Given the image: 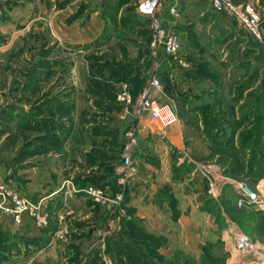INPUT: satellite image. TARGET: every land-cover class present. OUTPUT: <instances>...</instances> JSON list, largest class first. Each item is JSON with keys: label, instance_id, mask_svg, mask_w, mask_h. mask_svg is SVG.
I'll use <instances>...</instances> for the list:
<instances>
[{"label": "rangeland", "instance_id": "1", "mask_svg": "<svg viewBox=\"0 0 264 264\" xmlns=\"http://www.w3.org/2000/svg\"><path fill=\"white\" fill-rule=\"evenodd\" d=\"M231 1L253 2L264 28V0ZM136 2L0 0V194L44 205L46 226L28 219L31 230L62 223L53 233L57 249L17 264H264V40L207 0H164L161 11L175 7L165 25L179 32L181 49L175 58L158 57L155 66L148 20L135 13ZM73 22H96L98 29L71 42L61 32ZM74 62L83 65V87L75 84ZM153 73L177 122L131 120L125 170L117 136L125 111L115 93L124 83L134 96ZM44 154L57 157L47 167L57 168L60 189H71L67 202L56 196L49 206L36 180L26 184V169H35ZM142 162L167 172L151 192L168 211L165 222L153 224L127 205L131 176L150 170ZM242 189L256 193V201ZM76 199L81 208H104L101 244L100 236L80 242L86 224L66 213ZM0 219L9 224L10 231H0L9 252L22 256L36 246V238L18 233L26 217L14 223L0 213ZM240 236L247 246H237Z\"/></svg>", "mask_w": 264, "mask_h": 264}, {"label": "built area", "instance_id": "2", "mask_svg": "<svg viewBox=\"0 0 264 264\" xmlns=\"http://www.w3.org/2000/svg\"><path fill=\"white\" fill-rule=\"evenodd\" d=\"M213 10L224 11L232 17L237 26L242 28L252 38L257 41L264 40V28L262 20L253 2H243L236 4L231 0H207ZM164 0H137L135 4V13L145 17L148 20L149 38L147 47L155 60L158 57L165 59L168 56L175 58L181 49V39L179 32L165 25L166 15L176 14L174 5H168L167 9L161 11V4ZM161 85L157 76L153 73L144 83V85L131 96L126 85L123 83L115 93L116 101L124 107V118L126 114L131 116V120L139 122L141 117L146 116L149 120H154L162 127H169L177 122L175 112L169 103L159 96ZM132 125V122L130 123ZM122 167L125 170L130 165L129 149L132 143L130 128H127L122 134ZM125 176L126 172L123 173ZM243 195L256 201V193L250 190L242 189ZM0 213L9 218L14 223L21 222L26 217L36 227H44L47 224V214L44 205L29 201L17 193L5 192L0 194ZM239 247L248 245L243 237H239Z\"/></svg>", "mask_w": 264, "mask_h": 264}, {"label": "crops", "instance_id": "3", "mask_svg": "<svg viewBox=\"0 0 264 264\" xmlns=\"http://www.w3.org/2000/svg\"><path fill=\"white\" fill-rule=\"evenodd\" d=\"M96 13V11H93V15ZM91 15V14H89ZM76 22L71 23L68 26H65L63 29V32H61V34H65L64 36H66V40H69L71 42H82L85 40H88L90 38V35H94L95 31L98 29V24L92 23L94 28L91 26V33L90 31H88L89 29V25L91 23H87L85 24L83 27H77L76 25H74ZM72 70H73V74H74V79H75V84L78 87H83V85L86 82V78H85V73L83 70V65L81 62H74L72 65ZM77 73L80 74L82 80H79L77 78ZM65 141V140H64ZM69 139L67 138L65 142H63L62 146L64 148H66L67 144H68ZM37 143L40 144V146H43V143L38 142ZM41 153V152H40ZM39 152L36 153V156L41 155ZM38 158V157H37ZM39 160H41L40 162L37 163V166L35 167V169H26V173H25V178L27 180L26 184L30 183L31 179L36 180V182H38L39 184V191H41V194H44L45 197H47L48 199H50L49 201V206H52L53 202L57 201V198H59L58 200H62L60 197H63V200H65V202H67V194L71 193V189H69L68 187L65 186V188L60 189L59 187V174L56 173L57 168L54 167H47V165L49 163H54L55 160H57L56 156H51L49 154H44V156L39 157ZM161 163V161H160ZM142 165L145 167L147 166V169H150L149 171H146L144 169H141L142 171L137 170L136 173L134 174V176H131V183L132 185H130L131 187L133 186L132 190H129V194H128V202L127 205H130L133 210H134V214H138L142 219H145V217H149L152 221L153 224L158 222V220L161 219V222L164 220L165 222V218L166 216H168V211L167 209L163 208L162 205L155 203V201L151 200L152 198V191L154 189V187L159 188V186H161V183L164 182V178L167 179V172H162L161 171V165L157 166H148V164H145L144 162H142ZM146 168V167H145ZM156 171L154 174H152L151 172ZM54 174V176H52V178H49L51 176H49L50 174ZM70 174V173H69ZM148 175H152V180L149 179H145V177H147ZM163 177V180H162ZM158 178L161 179L162 181H158ZM169 179V178H168ZM65 181V179H64ZM71 183V175H68V180ZM151 182V183H150ZM170 183V182H169ZM135 184V185H134ZM164 184V183H162ZM171 184V183H170ZM68 192V193H67ZM73 192V191H72ZM136 193V194H134ZM77 195H84V198H87L88 196L85 194H80L77 193ZM57 196V198H55ZM143 196H147V200L146 202L142 201L141 202V198ZM70 200V199H69ZM86 200V199H84ZM64 202V201H63ZM64 202V203H65ZM75 203H70L68 205V207L66 208V213L69 214L70 218L76 217V219H79L80 221H84L86 226V230H84L86 232L85 235H83L79 240L81 243L83 242H87L90 243L92 239L97 238V236H100L98 240V242L101 244L102 240H103V235L101 231V227H99L98 224V218H101L102 214V210H104V208L102 206H98L95 205L97 208H95L94 210L91 209H86V208H81V207H85V205H82L79 201H74ZM78 202V203H76ZM142 203V204H140ZM66 204V203H65ZM79 204V205H77ZM161 207V208H160ZM50 211V210H49ZM52 211V210H51ZM50 211V212H51ZM58 212V211H57ZM60 212V210H59ZM53 213V211H52ZM61 212L57 214V216L61 217ZM86 219V221L84 220ZM180 219V217H179ZM178 219V220H179ZM25 224L24 227L21 226L18 230L19 234L22 235H26L28 237H30L32 239V237L36 238L35 241L36 246H31L29 250H26L22 256H19L20 253L17 254H13L12 252H9L11 250V245H7L6 240L3 239L0 235V264H17V261L19 262L20 260H25L28 259L27 261L30 262L32 260H40L43 256H47L49 254H51V252H53L57 249L58 240H55L53 237V233L57 232L58 229H60L62 227V223H60L59 220L50 222L48 227L46 228L47 230H34V229H29V225L27 222L28 219L25 220ZM145 221V220H144ZM180 223V221H178ZM27 223V224H26ZM151 223V222H149ZM115 224L117 225V222L115 221ZM173 222H170V224L166 223V229H170L172 226ZM185 223H183L181 226H183ZM186 228V227H185ZM117 229V228H116ZM10 231L9 230V224L6 223L3 219H0V231L3 233H6V231ZM30 230V231H29ZM173 230V229H172ZM22 231V232H21ZM32 231V232H31ZM107 232V230H105V233ZM95 233V235H93ZM99 233V234H98ZM25 236V238H26ZM173 237V236H172ZM180 237H177V242L180 241L179 240ZM102 239V240H101ZM174 239V238H173ZM5 240V241H4ZM172 240V239H170ZM173 242V241H170ZM10 244V243H9ZM40 257V258H39ZM42 260V259H41ZM22 263V262H21Z\"/></svg>", "mask_w": 264, "mask_h": 264}, {"label": "water", "instance_id": "4", "mask_svg": "<svg viewBox=\"0 0 264 264\" xmlns=\"http://www.w3.org/2000/svg\"><path fill=\"white\" fill-rule=\"evenodd\" d=\"M131 122V116L126 115L122 121V124L120 126V128L118 129V133L117 136L118 138L121 137V135L125 132V130L128 128L129 123Z\"/></svg>", "mask_w": 264, "mask_h": 264}, {"label": "trees", "instance_id": "5", "mask_svg": "<svg viewBox=\"0 0 264 264\" xmlns=\"http://www.w3.org/2000/svg\"><path fill=\"white\" fill-rule=\"evenodd\" d=\"M5 235H8V234H5Z\"/></svg>", "mask_w": 264, "mask_h": 264}]
</instances>
